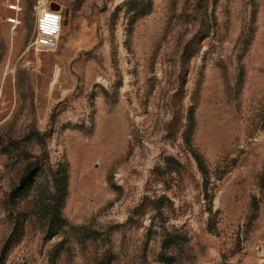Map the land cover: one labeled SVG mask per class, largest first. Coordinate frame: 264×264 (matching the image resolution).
Masks as SVG:
<instances>
[{"label": "rangeland", "instance_id": "374dc122", "mask_svg": "<svg viewBox=\"0 0 264 264\" xmlns=\"http://www.w3.org/2000/svg\"><path fill=\"white\" fill-rule=\"evenodd\" d=\"M39 1L0 0V264H264V0H41L37 52Z\"/></svg>", "mask_w": 264, "mask_h": 264}, {"label": "built area", "instance_id": "2783aa9c", "mask_svg": "<svg viewBox=\"0 0 264 264\" xmlns=\"http://www.w3.org/2000/svg\"><path fill=\"white\" fill-rule=\"evenodd\" d=\"M38 13L37 31L32 48L37 52L54 51L59 47L62 31V15L39 1L36 7Z\"/></svg>", "mask_w": 264, "mask_h": 264}, {"label": "bare ground", "instance_id": "6f19581e", "mask_svg": "<svg viewBox=\"0 0 264 264\" xmlns=\"http://www.w3.org/2000/svg\"><path fill=\"white\" fill-rule=\"evenodd\" d=\"M11 9H13V10H17L18 8L14 6V7H12Z\"/></svg>", "mask_w": 264, "mask_h": 264}, {"label": "water", "instance_id": "95a60500", "mask_svg": "<svg viewBox=\"0 0 264 264\" xmlns=\"http://www.w3.org/2000/svg\"><path fill=\"white\" fill-rule=\"evenodd\" d=\"M53 8L59 9V6H56V7L54 6Z\"/></svg>", "mask_w": 264, "mask_h": 264}, {"label": "trees", "instance_id": "16d2710c", "mask_svg": "<svg viewBox=\"0 0 264 264\" xmlns=\"http://www.w3.org/2000/svg\"><path fill=\"white\" fill-rule=\"evenodd\" d=\"M101 264H103V263H101Z\"/></svg>", "mask_w": 264, "mask_h": 264}]
</instances>
